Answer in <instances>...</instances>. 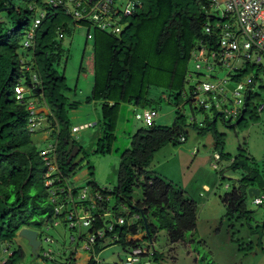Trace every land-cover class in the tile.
Masks as SVG:
<instances>
[{"label":"trees","instance_id":"trees-1","mask_svg":"<svg viewBox=\"0 0 264 264\" xmlns=\"http://www.w3.org/2000/svg\"><path fill=\"white\" fill-rule=\"evenodd\" d=\"M78 1L85 11L84 17L77 21L70 11V6L74 9L75 4L69 0H0V248L3 243L10 246L21 229L39 231L55 221L69 227L68 213H73L76 221L81 211L89 213L90 221L89 238L80 235L92 253L87 264H98L94 255L102 251L106 240L119 245L128 255L135 248L145 249L152 264H162L163 254L153 248L157 233L165 231L170 245L184 243L185 233L195 230L197 205L184 192L173 189L146 169L162 148L185 142L188 128L202 136L210 132L216 134L214 128L218 119L225 126H234L233 118L224 117L227 109L216 110L212 104L208 110L213 111V118H205L200 123L193 117L188 123L181 113L186 103L193 102L194 85L188 86V96L185 95L188 64L194 52L199 48L219 52L217 23L226 22L231 27L232 21L230 17L217 19L210 12V0H119V7H115L117 0H75ZM97 3H106L110 8L106 16L110 20L108 27L101 28L100 23L87 14L89 6ZM127 8L130 9L128 14L125 13ZM99 21H103L102 17ZM116 26L120 29L118 33L113 31ZM77 27H85L87 41H91L93 84L84 102L98 103L100 113V119L92 126L98 128L99 135L91 154L119 153L117 184L111 190L101 188L94 181L70 191L65 185L76 169L72 161L67 164L68 143L79 148L84 160L87 157L83 146L73 137L75 127L69 118V113L82 103L70 101L65 93L64 74L57 70L69 59V49L63 46L64 38L71 36ZM254 68L250 62L243 61L229 73L230 80L245 85L242 80ZM82 70L81 65L80 72ZM255 77L249 79L246 90L240 93L242 103L237 106V126L250 113ZM19 89L24 90L21 99ZM152 89L158 102L164 96L167 105L174 109L172 124L144 125L130 136L128 148L122 152L114 149L119 107L150 109L148 94ZM184 97H188L187 102ZM35 103L44 105L48 126L43 131L54 140L51 149L37 151L31 143L30 136L34 132L27 127L28 107ZM198 107L206 110L199 104ZM84 125L87 124L79 127ZM217 144L219 161L227 159L231 162L227 168L233 171L241 168L247 173L239 180L240 186L223 197L225 216L248 221L251 217L244 201L247 189L258 185L257 198L261 200L257 205L263 206L264 181L257 170H251L248 158L238 154L231 160L221 150L222 141ZM48 150L50 159L44 161L42 153ZM50 163L55 166V173L49 176L51 185L46 186L45 174ZM87 168L92 177L93 167L88 163ZM80 189L84 195L90 191L88 199L79 193ZM135 189L141 193L138 200L132 198ZM56 207L59 214L55 216ZM251 229L250 233L257 235V244H261L264 221ZM50 240L47 244L52 243ZM45 251L39 249L37 258L46 262L49 259L42 255ZM23 257V250L19 248L11 252L6 264H16ZM31 258L34 259L33 255ZM74 261L70 256L62 264H74ZM52 263L60 264L55 260Z\"/></svg>","mask_w":264,"mask_h":264},{"label":"rangeland","instance_id":"rangeland-1","mask_svg":"<svg viewBox=\"0 0 264 264\" xmlns=\"http://www.w3.org/2000/svg\"><path fill=\"white\" fill-rule=\"evenodd\" d=\"M122 1L124 2V0ZM225 1L218 0V8L211 7L210 9L217 19L225 11ZM119 6L121 3L117 0L115 7ZM70 11H72L71 6ZM230 19L232 21L231 32L235 34L238 32V27L234 18L230 17ZM86 32L85 27H77L71 36H65L63 46L69 49V59L65 64L61 63L57 70L64 74L67 86L65 93L70 97V101L82 103L77 110L69 113V118L72 127H78V129H74L77 132L73 133V137L87 153L85 160L93 167L91 171L93 175L92 177L88 175L87 164L76 170L74 175L67 179L65 185L72 188H84L89 181H94L101 188L111 190L117 184L119 153H111L106 156L91 154L95 139L99 135L98 128L92 126L100 119V113L98 103L87 104L84 102L90 95L93 84L91 41H87ZM211 58L212 53L205 50L202 57L199 59L192 57L188 64L189 82L186 85L185 96H188L189 85L196 87L203 82H208L216 86L215 92L211 94L198 92V96L192 100V103H186L183 106L181 113L187 117L188 123L192 121V117L196 123H200L205 118L207 120L213 118V111L199 110L200 100L207 104L211 103L213 106L221 101L219 107H215L216 110L225 111V109L234 107L233 102H229V100L234 101L233 99L237 98L233 92L237 84L232 82L229 77L232 70L221 65L218 61L213 62ZM249 62L256 68L251 69L242 82L245 83L248 79L256 76L251 87L252 95L255 96L251 100L250 113L245 116L244 121L237 126L236 119H234L232 120L234 126L229 127L218 119L214 128L216 134L210 132L202 136L198 135L193 128H188L185 142L177 146L168 145L162 148L154 155L151 165L146 169L152 175L170 184L173 189L184 192L185 196L192 199L197 205L195 230L185 233L184 243L170 245L165 231L157 233L153 248L163 254L162 264H264V239L261 244H257V235L250 233L251 228L264 221V204L261 206L254 202V199L259 195L253 198L248 197V190H258V185L255 184L253 188L247 189V196L244 200L251 219L246 221V218L238 219L237 216L234 219L228 218L225 216L226 208L222 199L240 186L239 180L247 173L241 168L236 171L227 168L231 163L227 159L217 161L214 158L220 150L217 143L222 141L223 149L221 150L224 155L229 156L231 160L237 158L238 154L245 156L250 161L251 170H257L264 181V56L259 62L256 61V58ZM242 64L241 59L234 61L236 67H240ZM81 65L83 70L80 72ZM196 65H199L200 68L198 69ZM258 67H261L262 70ZM152 91L154 92L152 89L148 94V107L157 111L158 116L154 123L170 126L174 118V109L167 105L164 96L158 102ZM157 94L159 95L158 90ZM243 95L241 94V97ZM187 98L184 97V101ZM31 110L33 112L30 113L29 118L34 116L35 121H40L39 126L31 131L34 132L30 136L31 143L37 151L46 150L54 143V140L48 136L47 132L43 131L48 126L43 113L45 112L44 105L35 103ZM137 114H141L140 108L131 105L119 107L114 149L122 152L128 148L130 136L144 126L142 120L136 118ZM83 124H87L86 127H79ZM30 126L28 120L27 127L31 129ZM82 191L80 189L79 193L81 194ZM89 193L90 191L85 195L82 194L88 199ZM262 193H264V189L261 190V195ZM132 198L140 199V190L135 189ZM88 214L78 211L79 222L88 217ZM88 229L80 225L76 226L75 230H71L68 226L59 223L57 226L45 225L36 231L38 240L41 242L40 249L50 252L49 260L46 262L41 258L32 259L30 247L25 240L18 236L10 246L3 243L0 248V258L2 255L7 256V254H2L5 249L9 252H17L21 248L24 257L22 260L16 261V264H53V260L62 264L70 256L75 260L74 264H87L92 253L84 249L87 242L81 240L80 235L89 238ZM46 237L52 239L51 244L43 241ZM94 256L98 264H121L126 260L128 254L119 245L106 240L102 251ZM136 264L152 263L150 259L142 258Z\"/></svg>","mask_w":264,"mask_h":264},{"label":"built area","instance_id":"built-area-1","mask_svg":"<svg viewBox=\"0 0 264 264\" xmlns=\"http://www.w3.org/2000/svg\"><path fill=\"white\" fill-rule=\"evenodd\" d=\"M71 3L75 4V8L72 9L73 18L75 20H81L84 17L83 12L85 9H81L80 2H75V0H69ZM92 2L89 1V4ZM211 7L218 8L219 3L218 0H210ZM225 11L221 13L220 18H227L233 17L237 27L238 32L233 34L231 32V27L226 22L224 23H217V29L220 32V39L218 43L219 52L216 51H209L212 53V61H218L221 65L229 68V70H235L236 66L234 65V61L237 59H241L242 61H251L252 59L256 58V61L259 62L261 57L264 56V0H226L224 2ZM129 8L126 9L125 13H129ZM110 13V8L106 3H97L95 6H89L88 15L94 18L98 23H100L101 28L108 27L110 25V20L106 18L107 15ZM102 17L103 21H99ZM37 24V22H36ZM119 27H114L113 31L115 33L119 32ZM208 32V30L206 31ZM31 37V34L28 36ZM24 46H28V43H24ZM205 49L199 48L197 49L193 57L195 59H199L203 56ZM206 61V60H205ZM199 69L200 66L196 65ZM250 83V80L246 82V84L238 83L234 92V95L237 96L236 99H233L234 107L231 109H227L225 112V118H233L235 119L237 116V106H239L242 102L239 98L240 93H244L246 90V85ZM216 91V86L210 84L208 82H203L195 87L194 96L192 98L195 99L198 96V92H202L205 94H211ZM22 89L17 91L18 98L21 99L22 97ZM199 105L203 106L204 109H208L211 107V103L207 104L205 101L200 100ZM216 108L219 107V103L215 106ZM34 106L29 105L28 110L33 112L31 109ZM158 116L157 112L154 110H143L141 114H137L136 118L142 120L145 126H151L154 123L155 118ZM35 117L29 118L30 131L36 129L39 126V121H35ZM183 140V139H182ZM50 148V147H49ZM51 149V148H50ZM48 151L42 153L44 161H49L50 157L47 156ZM218 157L216 156V159ZM54 160V159H52ZM48 171L45 174V185L50 186L52 181L49 180V176L55 170V166L51 163L49 164ZM260 199L255 200V204H259ZM59 214V208L56 207L54 209V215ZM75 215L73 213H68L67 221L69 227H74L78 224L79 219L77 218L74 221ZM89 219H84L82 221V225L84 227L89 225ZM57 225V223H55ZM44 242L49 243L51 240L46 237ZM85 250H88V246L84 247ZM142 253H146L145 249L137 248L132 251L131 257L127 259L125 264H132L138 260V256ZM49 251L43 253L44 257L49 259ZM7 259L2 258L0 259V264H6Z\"/></svg>","mask_w":264,"mask_h":264},{"label":"water","instance_id":"water-1","mask_svg":"<svg viewBox=\"0 0 264 264\" xmlns=\"http://www.w3.org/2000/svg\"><path fill=\"white\" fill-rule=\"evenodd\" d=\"M66 154L68 155L67 164L72 161V165L76 167L75 171H73L69 177H72L76 170H79L88 164V162L84 160V156L79 148L74 146L72 142L68 143ZM248 195L250 198L257 197L259 195V190L249 189ZM18 237L26 241L31 249V255H33L34 258H37L39 246L41 244L38 240V232L30 229H21L18 233Z\"/></svg>","mask_w":264,"mask_h":264},{"label":"clouds","instance_id":"clouds-1","mask_svg":"<svg viewBox=\"0 0 264 264\" xmlns=\"http://www.w3.org/2000/svg\"><path fill=\"white\" fill-rule=\"evenodd\" d=\"M22 90H23V89H22ZM23 92H24V90H23ZM23 92H22V93H23ZM39 122H40V121H39ZM74 129H76V128H74ZM74 129H73V132H75ZM181 140H182V139H181ZM216 156H217V154H215V157H214L215 160L219 161L218 158L216 159ZM217 157H218V156H217ZM70 189H72V187H69V191H70ZM257 199H260V200H261V198H257ZM255 200H256V199H254V202H255ZM78 219H79V218H78ZM84 219H89V218L86 217V218H84ZM84 219H83V220H84ZM83 220H82V221H83ZM82 221H81V222L78 221V224H76L74 227H76V226H80V225H81L82 227H84V226L82 225ZM55 223H57V225H58V221H55L53 225H55ZM57 225H55V226H57ZM89 225H90V222H89ZM89 225L86 226L85 228H89ZM43 241H44V240H43ZM40 246H41V244H40ZM40 246H39V249H40ZM135 249H137V248H135ZM133 250H134V249H133ZM133 250H132V251H133ZM46 251H47V250H46ZM46 251H45V252H46ZM132 251H131V253L128 255V257L126 258L125 263L127 262V259L131 257L130 255L132 254ZM148 253H149V252L142 253L141 255H139V256H138V260H137L136 262H140V260H141L142 258H146V259H147L148 256H147L146 254H148ZM2 254H7L6 257H5L4 255H2V258L7 259V258L11 255V252H9V251H7V249H5V250H3ZM42 255H43V254H42ZM144 255H145V256H144ZM2 258H0V259H2ZM34 259H37V258H34ZM7 260H8V259H7ZM136 262H134V263H136ZM134 263H132V264H134Z\"/></svg>","mask_w":264,"mask_h":264},{"label":"crops","instance_id":"crops-1","mask_svg":"<svg viewBox=\"0 0 264 264\" xmlns=\"http://www.w3.org/2000/svg\"><path fill=\"white\" fill-rule=\"evenodd\" d=\"M84 126H86V125H84ZM75 128H77V127H75Z\"/></svg>","mask_w":264,"mask_h":264}]
</instances>
